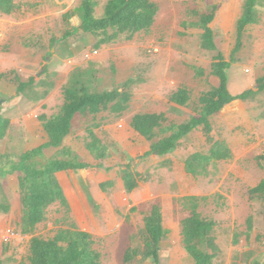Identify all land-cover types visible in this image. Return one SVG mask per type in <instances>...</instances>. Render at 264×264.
I'll return each instance as SVG.
<instances>
[{"label": "rangeland", "instance_id": "obj_1", "mask_svg": "<svg viewBox=\"0 0 264 264\" xmlns=\"http://www.w3.org/2000/svg\"><path fill=\"white\" fill-rule=\"evenodd\" d=\"M153 1L160 7L156 24L158 33L151 34L152 39L148 37L138 41L142 46H148L145 53L137 50L130 58L121 55L116 62L110 61L106 80L103 83L95 81L96 84L91 82L90 85L109 90L122 87L129 78H137L140 82H144L132 88L135 93L132 111L151 110L154 107L159 111L167 110L166 100L169 95L181 86L186 87L191 95L189 105L178 112L169 110L171 117L181 122L189 118L198 97L219 84L218 78L211 74V64L217 52L203 50L200 47V39L194 32L190 31L187 36L178 34L180 23L187 19L186 10L193 7L205 10L208 3L219 4L217 18L213 23L215 41L218 50L228 61H231L237 43L236 22L241 13L243 0ZM259 8L262 21L257 26H248L242 38V45L234 55L235 60L231 63L228 72L229 90L233 94L243 92L247 87L253 90L256 77L264 76V6ZM47 9L50 8L30 4L13 15L0 14L2 24H0V52L8 53L9 46L15 41L18 42L20 37L18 32L21 30L19 26L22 25H16V22L37 14L41 15ZM53 25V21L47 24L43 21L39 23L40 29L44 26L45 30L46 27L49 28V32L53 30ZM2 29L7 32L5 37ZM22 38L24 40L25 36ZM27 40L29 39L23 42L26 43ZM133 47L137 48L136 44H133ZM155 48H158V51H155ZM253 61L257 62L256 66L252 64ZM192 66L203 68L204 75L198 77ZM10 74L14 73L9 71L0 73V80ZM80 75L78 74L75 80ZM254 91L257 94L240 104L238 110L226 106L222 113L212 120L216 138L222 139L223 136L228 140L233 157L212 167L210 175L207 176L190 175L186 172L183 163V159L188 154L195 150L206 149L201 128L186 137L182 146L176 149L178 156L182 157V162L171 167L169 165L161 167L160 158L146 156L150 143L143 141L139 136L124 134L118 136V139L112 135L105 136L104 140L110 147L105 169L110 171L117 167L121 170L122 166L130 165L142 174L145 180L141 182L142 186L132 193L121 190L120 204L115 206L114 211H110L105 206L96 209L93 207L96 218L86 217L85 222L88 223L96 241L95 247L102 254L103 264H125L123 262L125 250L130 246L141 245L144 217L153 203L162 207L166 228L169 231L162 243V264H194L182 246L181 230H179L182 219L189 214L179 201L190 195L201 197L203 215L217 222V236L224 248V254L215 264H251L252 259L259 257L264 251L262 236L264 235V196L251 198L248 189L250 181L254 182L255 176L257 177L256 156L261 155L264 150V135L260 134L256 137V134L251 135L247 132V117L253 116L255 121L261 118V114L264 113V91L258 92L257 87ZM149 97L153 99L142 104ZM121 127L122 125L119 128ZM81 128L82 122H78L77 130ZM98 166L95 162L91 169ZM84 174L90 179L97 172L90 170ZM80 180L83 185L85 181L81 178ZM118 180L120 176L115 175L111 180L105 181L102 191L108 195L115 193ZM88 190L91 193L92 188L88 187ZM100 190L99 188V192ZM125 197L128 198L126 202L122 201ZM249 219L252 220L251 233L248 229ZM71 226L75 225L69 218L67 207L53 206L49 210L45 225L40 230V236L46 239L52 238L59 229ZM24 240L21 245L0 252V263L18 264L26 260L29 245L25 248L28 242ZM22 246L24 249L21 250ZM131 264L154 263L150 259L143 260L139 257Z\"/></svg>", "mask_w": 264, "mask_h": 264}, {"label": "trees", "instance_id": "obj_2", "mask_svg": "<svg viewBox=\"0 0 264 264\" xmlns=\"http://www.w3.org/2000/svg\"><path fill=\"white\" fill-rule=\"evenodd\" d=\"M263 0H243L241 15L236 22L237 43L228 61L218 50L213 29L209 26L214 20L218 6L214 5L204 13H198V21L194 26L202 30L200 47L204 50L215 51L217 54L211 64V74L219 79V85L203 92L195 107L194 115L179 125H166V117L159 114H137L133 126L141 134L152 141L149 154L166 155L179 147L181 140L194 130L201 128L205 136L206 149L190 154L186 161V171L194 177L209 174V168L220 161L232 157L229 143L214 136L212 118L225 105L236 99L247 100L257 92L245 90L232 94L229 90L227 69L235 60L234 55L242 45V38L248 26L259 23L261 11L259 5ZM36 3L25 0H0V14L13 15L22 8ZM38 4V3H37ZM96 0H81L79 12L82 23L78 28L71 24L77 10L72 9L63 14L64 37L83 30L99 37L98 44L113 43L121 35L127 39L143 30L149 29L155 22L158 6L152 0H110L106 7V15L102 18L95 16ZM192 13L195 14V11ZM196 75H204L203 68L193 66ZM19 80V79H18ZM138 82L130 78L122 87L112 90L91 91L89 86L77 81L63 88L65 103L59 114L47 118L41 117L44 128L49 135V141L39 147L22 152L18 156L10 153L0 154V177L19 173V193L21 196V217L17 223V231L33 235L30 241L26 260L18 264H103L102 254L95 247L96 241L92 234L79 228H61L52 238L35 235L39 224L47 219L49 208L56 202L66 205L64 191L57 179L56 173L63 170H80L90 167L77 152L63 146L65 138L70 134L73 118L77 113L89 115L110 108L113 112H122L131 99L132 87ZM258 92L264 91V76L257 80ZM35 78L28 82L19 81L18 93L29 89L34 90ZM123 88V90H121ZM48 94L44 92L45 97ZM171 100L180 105L190 101L187 88H181L171 96ZM10 121L1 113L0 107V139H3L9 128ZM60 148L63 157H45V148ZM87 149L96 159H106L109 156L108 144L89 129ZM264 160V154L260 157ZM264 167V165H263ZM121 177L127 192L135 190L145 178L130 165L122 166ZM251 198L264 196V180L249 190ZM189 214L181 221V241L185 252L192 258L194 264H215L223 256L224 248L218 240L217 222L205 217L200 211L199 196H185L179 201ZM10 203L0 201V213H8ZM248 229H252V220L248 221ZM169 231L164 224L162 207L153 204L144 217V229L141 234V245L128 247L123 255V262L131 264L139 257L152 260L154 264H162V242ZM264 237V235H262ZM251 264H264V251L259 257L252 259Z\"/></svg>", "mask_w": 264, "mask_h": 264}, {"label": "crops", "instance_id": "obj_3", "mask_svg": "<svg viewBox=\"0 0 264 264\" xmlns=\"http://www.w3.org/2000/svg\"><path fill=\"white\" fill-rule=\"evenodd\" d=\"M25 1L38 3V5H40L41 7L48 6L50 9H47L41 15L37 14L36 16H31L29 19L16 22L15 23L16 25H22L19 26L20 27L19 30L20 29L21 30L18 32V34H20L18 42L15 41V43L9 46L10 50L8 53L0 52V73L7 71H9V73L11 72L14 73L13 75L12 74L5 75L4 76L5 79L0 80L1 113L5 118H8L10 121V125L6 132L5 137L3 139H0V154L10 153L14 156H18L22 152L39 147L49 141V135L44 128V124L43 121L41 120V117L45 116L47 118H51L60 113L65 103L64 95H63V88L65 86L72 85L73 83L80 81L83 82L85 85L89 86V89H91V91H105L107 89L105 88L100 89L96 86L92 87L90 83L91 82L94 84H96V82L103 83V81L106 80L108 75L106 73L108 72V70H110L108 66V63L110 61L116 62L117 58L121 55L130 58L135 54V51L137 50L141 51L142 53H145V49L148 46H142V44L138 43V41H140L142 38L147 39L148 37L152 39L153 35L151 34L156 35V33H158L156 24H157L158 15L160 13L159 5L152 0L158 6V13L155 18V22L149 29L136 33L132 39H127L125 35H121L119 39L113 43H106L99 45L98 44L99 37H96L93 34L87 33L83 30H77L74 34L68 37H64L65 27L63 22V14L69 10L76 9L77 13L72 18L71 24L74 28H78L82 23V18L80 17L81 14L78 9L81 1L80 2L79 0H25ZM96 1H97V5L95 7V16L97 18H102L106 15V7L110 0H96ZM214 5L218 6V9L216 11L214 20L209 25L213 29V23L217 18L219 4L208 3L207 8L205 10H200L199 8H194V7L188 8L186 10L187 19L183 20L180 23L178 27V34L180 36H187L191 31V33L194 32L195 34H197L200 39L203 31L194 26V23H197L199 17L197 15V12L204 13ZM260 6H264V0L262 1L261 5H259V7ZM241 9H242V5H241ZM193 11H195V14L192 13ZM42 21L44 24H47L49 21H53L54 23L53 30L49 32L50 31L49 28L46 27L45 30L44 26H42L43 29H40L39 23ZM261 21H262V16H260L259 23H261ZM259 23L254 24L252 26H257L259 25ZM57 26H58V30H57ZM2 33L4 37L7 35V32H5V30L3 29H2ZM49 33L52 34L49 35ZM23 36H25L24 40L22 38ZM26 39L33 40L34 42L33 41L29 42V40H27V42L24 43L23 41H26ZM133 44H136L137 48L133 47ZM154 50L158 51V48L157 49L155 48ZM252 64L256 66L257 62L253 61ZM227 71L229 72L230 69H228ZM121 73L123 74L122 70ZM78 74L81 75L78 79L75 80ZM33 77L35 78L34 90L29 89L24 93H18L19 81L28 82ZM259 78L261 77L258 78L256 77L257 80ZM257 80L253 87V91L256 90V87L258 88ZM87 81H89L88 82L89 84L87 83ZM143 83L144 82H140L138 80V82L134 85L138 86ZM102 86L105 87V85ZM181 88H186V87L181 86L177 89V91ZM112 89L113 88H110L109 90ZM121 90H123V88H121ZM187 90L190 94L189 89ZM245 90H250V89L249 87H247V89ZM45 91H47L48 94L44 97L43 94ZM177 91L172 92L169 95L168 99L166 100L167 110L161 109L159 111L154 107L151 110L143 109L138 111H132L131 108L135 96L134 90L132 89L131 99L128 102V106L124 111L120 113L113 112L110 108H108L94 114L82 115L81 113H77L75 115L72 121L71 132L65 138L63 146H67L71 148L74 152H77L83 161L90 164V167L83 168L80 170H72V169L63 170L56 173L57 179L59 180V183L64 191L67 203L66 205H63L60 202H56L51 207L53 206H57L58 208H61L63 206L67 207V211H69V218L72 224L75 225L67 228L77 227L80 230L89 232L91 234L90 228L88 227V223H86L85 221L87 219L86 218L87 216L91 217L92 219L96 218V214L93 212L92 208L95 207L96 209L101 206H105L110 211H114L115 206L120 204V200H121L120 191L124 190L125 192H127L125 188V183L119 172L120 169L118 170L117 167H114L110 171L105 169L106 167L105 161L109 156L106 159H96L93 156V154L87 149V141L89 140V129H92L94 133L102 140H104L105 136L107 135H112L115 137V139H118V136L124 134L132 135V136L134 134L135 136H139L143 141L150 143L149 149L145 155L146 156L150 155L151 157L155 156L160 158L159 160H161L160 162H162V164H160L162 165L161 167H168V165L169 167H171L172 165H176L180 161L182 162V157L178 156V153L176 152L177 148L163 156L157 155L155 153L149 154V151L151 150L152 141L149 140L143 134H141L133 126V119L137 114L164 115L166 117V125H170V124L179 125L189 120L190 117L195 114L193 110L189 118L181 122L175 121L170 115L171 112L169 110H174L176 112L181 111L191 102V95H190V101L186 105H180L173 102L171 100V96ZM152 99H150L149 97L147 98V100H144L142 104L148 103ZM245 101L241 99H236L228 103L224 107L232 106L235 107V110H238L240 108L239 107L240 104H243ZM223 110L224 108L218 114L213 116L212 120L217 115L222 113ZM228 111H230V109ZM237 112L234 113L236 114ZM260 117L261 118L258 121H255V119H253L254 118L253 116L247 117V132L251 133V135L256 134V137H259L260 134L264 135V113H262ZM257 118H259V116H257ZM78 122H82V128L79 129V131L77 130ZM121 125L122 127L119 128ZM213 133L215 136V132ZM185 138L181 140V144L179 145V147L182 146V142ZM222 139L228 142V140L225 139L223 136ZM104 141L107 143L106 140ZM60 150L61 147L45 148L44 150L45 157L46 158L63 157V156H59ZM194 152H196V150ZM190 154H188L183 159L185 170H186L185 161ZM263 154H264V150L261 155L256 156L257 158L256 160L258 161V162L256 161L258 164L257 177L255 176L256 180L254 182L250 181V186H249L250 188L248 189V194L251 188L257 187L264 180V167H263L264 164H263V160L260 159V157ZM232 157H233V151H232ZM95 162L99 166L91 169L92 164H94ZM221 162H225V161H220L210 166L209 173L212 167L216 166L218 163ZM103 167L104 169H102ZM90 170L95 171V173L97 172V174L92 176V178L87 179L84 173ZM115 175L120 176V180H118V184L116 185L117 188L115 187L116 192L112 193L111 195H108V193L106 194L105 192L102 191L103 190L102 186L106 184L105 181L111 180L112 177H114ZM19 176H20L19 173H15L3 178L0 177V201L6 199L10 203V211L8 213H0L1 231L6 230L8 228H13L17 230V223L20 220L21 209H22L21 196L19 193ZM80 178L85 181L83 185L81 183ZM141 182L136 189L142 186ZM88 187L92 188V190L90 191L91 193H89ZM99 188L101 189L100 192H99ZM132 192H127V193H132ZM255 197H263V196H255ZM122 201L126 202L128 201V198L125 197L122 199ZM51 207L49 208V210L51 209ZM200 211H201V205H200ZM45 223L46 221L38 225L35 235L40 236L41 234L40 230L43 228ZM164 224H165V218H164ZM179 230H181V227H179ZM251 232L252 229L249 230V233ZM32 236L33 235L31 234H23L22 239H19L18 241H15L14 243L11 244L5 242L0 238V252H5V250L10 249V247H17L21 245L22 240L24 239H25L24 241L28 242L27 245H25V248L28 245L30 247V241ZM22 249H24V246L21 247V250Z\"/></svg>", "mask_w": 264, "mask_h": 264}, {"label": "built area", "instance_id": "obj_4", "mask_svg": "<svg viewBox=\"0 0 264 264\" xmlns=\"http://www.w3.org/2000/svg\"><path fill=\"white\" fill-rule=\"evenodd\" d=\"M22 237L23 234L13 228H8L3 231L0 230V238L10 244L22 239Z\"/></svg>", "mask_w": 264, "mask_h": 264}]
</instances>
